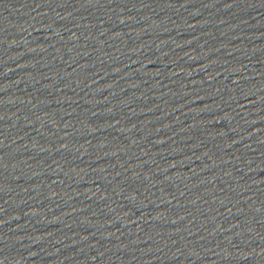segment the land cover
<instances>
[{"label":"water","instance_id":"95a60500","mask_svg":"<svg viewBox=\"0 0 264 264\" xmlns=\"http://www.w3.org/2000/svg\"><path fill=\"white\" fill-rule=\"evenodd\" d=\"M0 264H264V0H0Z\"/></svg>","mask_w":264,"mask_h":264}]
</instances>
